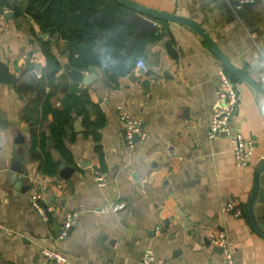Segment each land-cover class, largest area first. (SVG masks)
<instances>
[{
  "label": "crops",
  "instance_id": "1",
  "mask_svg": "<svg viewBox=\"0 0 264 264\" xmlns=\"http://www.w3.org/2000/svg\"><path fill=\"white\" fill-rule=\"evenodd\" d=\"M127 1L195 22L253 81L226 69L241 97L233 127L254 142L250 165L236 167L226 133L208 137L223 65L189 26L154 20L157 32L129 46L132 32L123 46L110 45L105 53L113 57L80 68L71 64L64 39L42 31L27 13L17 17L11 8L0 9V65L14 77L0 83V264H40L45 248L64 252L67 264H136L149 247L166 264H224L222 251L209 241L220 230L237 264H264V238L248 218L264 158V0L241 8L240 0ZM136 14L120 4L116 27ZM29 54L35 67L27 66ZM75 73L83 74L81 81ZM81 94L89 103L74 107L64 153L51 134L55 116L48 110L62 113L68 97ZM119 105L148 132L133 149L123 137ZM96 170L105 177L103 188ZM39 193L40 203L53 208L49 221L33 206ZM260 199L253 211L264 231ZM230 201L241 217L223 212ZM119 202L126 207L112 211ZM70 213L77 218L60 238Z\"/></svg>",
  "mask_w": 264,
  "mask_h": 264
},
{
  "label": "trees",
  "instance_id": "2",
  "mask_svg": "<svg viewBox=\"0 0 264 264\" xmlns=\"http://www.w3.org/2000/svg\"><path fill=\"white\" fill-rule=\"evenodd\" d=\"M4 8L13 9L17 17L29 14L42 31L64 39L68 44L71 64L80 68L100 65L110 55L105 53L110 45L123 46L130 33L135 31L132 24L116 27L120 4L115 0H0V9ZM157 38L154 36L153 39ZM45 54L53 62L54 58L47 49ZM84 102L89 103L87 99L84 101L82 94L79 97L69 96L67 108L62 113L48 110L55 116L51 134L62 152L65 151L64 138L72 111ZM50 167H53L52 162Z\"/></svg>",
  "mask_w": 264,
  "mask_h": 264
},
{
  "label": "built area",
  "instance_id": "3",
  "mask_svg": "<svg viewBox=\"0 0 264 264\" xmlns=\"http://www.w3.org/2000/svg\"><path fill=\"white\" fill-rule=\"evenodd\" d=\"M255 0H240L238 8ZM139 68H143L145 64L142 61L137 63ZM219 84L216 90L217 107L215 108L208 126V137L210 140L218 138L222 133H226L229 137L231 149L234 154L235 165L237 168L245 169L250 165L251 158L254 154V142L245 138L241 130L233 127V121L236 118L238 108L241 104V97L234 83L232 82L225 67L220 66L218 70ZM260 83L264 88V73L260 78ZM118 117L120 120L121 130L125 143L128 148L133 149L137 141H145L148 138V132L140 118L132 116L123 105H119ZM96 181L99 187L106 186L104 175L99 171H95ZM41 193L32 197L33 206L38 211L44 221L50 220V212L52 207H46L40 203ZM126 207L125 203H115L110 208L114 212H118ZM223 212L232 213L235 217H241L242 209L235 204L234 201L225 203L222 207ZM77 218L76 213L67 214L63 220L60 238H65L70 229L73 227ZM157 233H161L158 228ZM210 244L213 247L222 249L224 264H237L234 252L230 246V241L226 231L220 230L212 232L209 236ZM43 260L40 264H67V255L57 248H45L42 251ZM136 264H166L163 259L159 258L152 247H149L143 257Z\"/></svg>",
  "mask_w": 264,
  "mask_h": 264
},
{
  "label": "water",
  "instance_id": "4",
  "mask_svg": "<svg viewBox=\"0 0 264 264\" xmlns=\"http://www.w3.org/2000/svg\"><path fill=\"white\" fill-rule=\"evenodd\" d=\"M115 1H117L120 4H124L126 7L131 8L138 13L136 15H131L128 18H120L118 20V25L123 23V24H132L137 27V29L134 31L133 36L129 39V44H130L129 46H132L136 40L140 39L141 36L146 34L147 32L149 31L157 32L158 31V26L154 24V20L163 19V20L175 21L181 24H185L189 26L191 29H193L194 31H196V33L203 35L205 39L207 40V42L209 43V45L211 46V48L213 49V51L219 57L222 65L229 72H231L236 77L248 83H253V81L248 77V75H246L243 71H241L235 65H233L222 54L218 46L212 41V39L208 36V34L200 26H198L195 22L189 19H186V18L178 17L176 15L152 11L150 9L143 8L127 0H115ZM28 57L29 58L27 61V66L29 68L35 67V65H33L30 62L31 54H29ZM74 75L79 81H81L83 78L82 73H75ZM13 81H14V77L9 75L7 67L5 65H0V83H11ZM87 82H88V79H87ZM68 171L71 172V170H66V172ZM16 173H19V168L16 170ZM24 179L27 182H30L29 177L25 176ZM19 182L20 181H18L17 183L19 184ZM16 188H18V185L16 186ZM31 188H32V184H29L28 190ZM258 194L261 197L260 202L264 203V158L258 167L255 188H254V191H253V194L249 201V206H248V218H249L251 226L261 237L264 238V231L257 225L256 219L254 216V211H253V203ZM220 250L223 251L222 249Z\"/></svg>",
  "mask_w": 264,
  "mask_h": 264
}]
</instances>
